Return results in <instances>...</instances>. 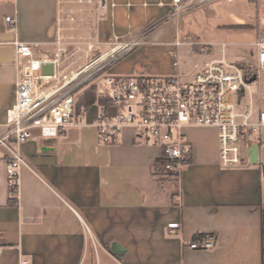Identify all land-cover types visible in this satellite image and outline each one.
<instances>
[{"label":"crops","instance_id":"obj_1","mask_svg":"<svg viewBox=\"0 0 264 264\" xmlns=\"http://www.w3.org/2000/svg\"><path fill=\"white\" fill-rule=\"evenodd\" d=\"M173 1L105 0L101 9L96 0H0V135L16 101L15 41L35 56L54 55L70 37L72 12H82L92 33L87 53L124 48L100 80L78 91L76 105L91 87L102 100L75 110L76 125L52 138L34 128L13 143L29 165L18 172L16 196L0 146V264H264V181L252 152V163L224 166L217 129L188 126L189 162L180 176L159 177V144L139 143L131 127L111 143L99 139L96 121L118 110L103 96L104 77L178 73L189 80L200 57H223L214 54L215 33L247 21L234 12V2L248 7L247 0L178 8ZM170 223L180 224L178 233H169ZM209 233L213 247H190Z\"/></svg>","mask_w":264,"mask_h":264},{"label":"built area","instance_id":"obj_2","mask_svg":"<svg viewBox=\"0 0 264 264\" xmlns=\"http://www.w3.org/2000/svg\"><path fill=\"white\" fill-rule=\"evenodd\" d=\"M81 1V0H80ZM89 2L91 0H88ZM217 0H174L175 7L205 5ZM232 2L234 0H224ZM182 4V5H181ZM105 0H100V8ZM16 25L15 17H6ZM15 62L19 70L16 101L7 111L6 130L0 135V146L9 154L8 182L11 193L19 192L18 172L29 167L13 143L23 142L39 129L46 138L56 137L61 130L76 125V95L88 82L99 77L117 61L123 49L98 55L90 64L65 72L61 50L53 56H35L30 45L15 41ZM44 63L54 64L52 75H42ZM256 74V79L248 80ZM260 81L264 99V40L257 43L254 64L240 66L220 59L206 60L191 79L180 74L152 76H107L103 78V96L118 108L115 114H104L95 126L99 139L111 143L125 127L134 129L139 143L159 144L161 163L157 171L180 176L191 156V145L184 128L212 126L217 129L219 159L224 166L252 163V146H257V163H261L264 181V108L254 101L252 84ZM179 223H170V234L178 233ZM215 236L196 235L193 249L214 246ZM19 264H31L21 259Z\"/></svg>","mask_w":264,"mask_h":264},{"label":"rangeland","instance_id":"obj_3","mask_svg":"<svg viewBox=\"0 0 264 264\" xmlns=\"http://www.w3.org/2000/svg\"><path fill=\"white\" fill-rule=\"evenodd\" d=\"M247 2L248 7L244 4H240L238 6L237 2H234L235 14L245 16L247 18L246 23L233 25V27H221V29L229 32H216L214 39L211 41L213 49L215 50L214 54H218L220 57L224 56L228 62H232L240 66L254 64V54L257 48V43L264 40V0H247ZM72 15L74 18L71 20L70 25H73V27L68 30L70 37L62 38V41H66V46L61 48V59L63 60L62 66L64 67L65 72L88 65L98 56L97 54L91 52L87 53L89 49L88 45L92 40V37H88L87 35V20L83 21L81 19L82 12H72ZM90 15L92 14L90 13ZM231 28H234L235 32H233V30L231 31ZM241 32L248 34L249 38L243 36L242 38ZM88 34L92 33L88 32ZM240 38L244 39L247 43H241L242 41ZM200 60L206 61L208 59L204 55L199 58L198 62H201ZM192 66H194V62L192 63ZM104 74L105 71L99 77H96L88 82L85 86L91 85L92 81L98 79L100 80ZM100 88L105 90L106 86L100 82ZM252 92L255 103L264 108V99L260 96V81L252 84ZM258 164L260 165L261 163ZM157 175L159 177H171L170 174L162 171H157Z\"/></svg>","mask_w":264,"mask_h":264},{"label":"trees","instance_id":"obj_4","mask_svg":"<svg viewBox=\"0 0 264 264\" xmlns=\"http://www.w3.org/2000/svg\"><path fill=\"white\" fill-rule=\"evenodd\" d=\"M96 100H102L101 96L97 97L96 96V92L94 90V87H91L90 89H87L80 100V103H78V105H76V110H80L81 107H85L87 108L88 106H90L91 104H93Z\"/></svg>","mask_w":264,"mask_h":264},{"label":"water","instance_id":"obj_5","mask_svg":"<svg viewBox=\"0 0 264 264\" xmlns=\"http://www.w3.org/2000/svg\"><path fill=\"white\" fill-rule=\"evenodd\" d=\"M54 73V64L53 63H44L41 66L42 75H52ZM256 79V74H254L248 81H254ZM258 149L257 146H252V154L257 157ZM255 161V160H254Z\"/></svg>","mask_w":264,"mask_h":264},{"label":"flooded vegetation","instance_id":"obj_6","mask_svg":"<svg viewBox=\"0 0 264 264\" xmlns=\"http://www.w3.org/2000/svg\"><path fill=\"white\" fill-rule=\"evenodd\" d=\"M93 0H91L90 2H92ZM96 2L98 3V6H100V0H96Z\"/></svg>","mask_w":264,"mask_h":264}]
</instances>
